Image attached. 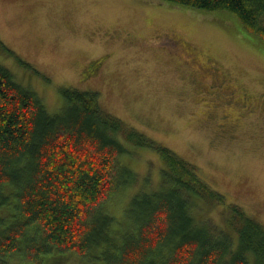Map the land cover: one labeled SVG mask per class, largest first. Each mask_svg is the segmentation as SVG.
Listing matches in <instances>:
<instances>
[{
    "label": "rangeland",
    "instance_id": "rangeland-1",
    "mask_svg": "<svg viewBox=\"0 0 264 264\" xmlns=\"http://www.w3.org/2000/svg\"><path fill=\"white\" fill-rule=\"evenodd\" d=\"M0 42L14 53L0 44V65L49 113L61 87L98 91L107 112L193 163L264 225V41L234 15L162 0H0ZM125 144L135 185L107 203L122 225L129 198L157 190L164 165L155 149ZM198 204L200 217L223 224V205ZM0 264L103 263L0 251Z\"/></svg>",
    "mask_w": 264,
    "mask_h": 264
},
{
    "label": "trees",
    "instance_id": "trees-1",
    "mask_svg": "<svg viewBox=\"0 0 264 264\" xmlns=\"http://www.w3.org/2000/svg\"><path fill=\"white\" fill-rule=\"evenodd\" d=\"M162 1L230 13L264 41V0ZM59 92L61 107L51 114L0 65L1 252L77 253L103 264H264V225L193 163L107 112L98 91ZM125 143L155 149L164 165L157 190L129 198L122 225L107 203L135 185L121 160L131 152ZM198 201L223 205V224L200 217Z\"/></svg>",
    "mask_w": 264,
    "mask_h": 264
},
{
    "label": "flooded vegetation",
    "instance_id": "flooded-vegetation-1",
    "mask_svg": "<svg viewBox=\"0 0 264 264\" xmlns=\"http://www.w3.org/2000/svg\"><path fill=\"white\" fill-rule=\"evenodd\" d=\"M94 66L93 61L89 64V68H92ZM95 68V67H94ZM85 72V71H84ZM246 106V105H245Z\"/></svg>",
    "mask_w": 264,
    "mask_h": 264
}]
</instances>
